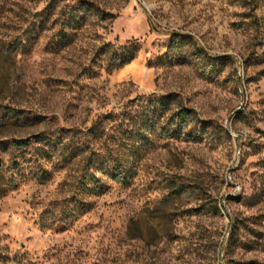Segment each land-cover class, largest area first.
I'll return each mask as SVG.
<instances>
[{"label":"rangeland","instance_id":"obj_1","mask_svg":"<svg viewBox=\"0 0 264 264\" xmlns=\"http://www.w3.org/2000/svg\"><path fill=\"white\" fill-rule=\"evenodd\" d=\"M0 107V264H264V0H0Z\"/></svg>","mask_w":264,"mask_h":264},{"label":"trees","instance_id":"obj_2","mask_svg":"<svg viewBox=\"0 0 264 264\" xmlns=\"http://www.w3.org/2000/svg\"><path fill=\"white\" fill-rule=\"evenodd\" d=\"M80 13H78L76 16L72 17V22L73 21H76L77 17L81 16V13L83 12L82 10L79 11ZM128 56V57H127ZM126 58H123L121 56L119 57H113L115 63H118V62H121V65L125 64L128 60H130L132 58L131 55H127ZM0 110H2V107H0ZM10 116V115H8ZM11 118H14V117H11ZM177 121L174 123L175 124V127L177 128L176 130V134H180L181 133V130L182 128L187 124V119L190 118V114L188 112H186L185 110H180L178 113H177ZM117 177H116V180L119 182V183H122L124 182V180L126 179V176L124 174V172L122 171H115L114 173Z\"/></svg>","mask_w":264,"mask_h":264}]
</instances>
